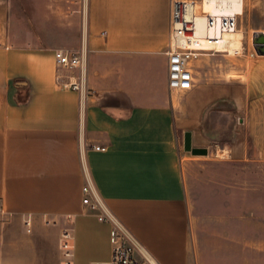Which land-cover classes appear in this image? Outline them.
I'll use <instances>...</instances> for the list:
<instances>
[{"label": "crops", "instance_id": "0c3cea01", "mask_svg": "<svg viewBox=\"0 0 264 264\" xmlns=\"http://www.w3.org/2000/svg\"><path fill=\"white\" fill-rule=\"evenodd\" d=\"M174 1L0 0V264H62L64 231L75 264L109 260L110 225L83 204L81 159L161 264H264L255 255L264 242L234 226L239 174L208 191L230 214L214 230L198 227L191 201L194 164L264 160V55L227 79L219 53H203L189 63L192 89L170 90ZM83 41L91 95L82 106L60 87L54 53ZM187 135L207 152L186 150Z\"/></svg>", "mask_w": 264, "mask_h": 264}, {"label": "built area", "instance_id": "2783aa9c", "mask_svg": "<svg viewBox=\"0 0 264 264\" xmlns=\"http://www.w3.org/2000/svg\"><path fill=\"white\" fill-rule=\"evenodd\" d=\"M86 3L87 0H83L84 6ZM186 5L187 2L174 1L170 45L167 51L169 56L168 85L172 91L192 89L194 76L189 67L192 58L204 52L221 53L217 50L207 51L200 46L196 21L187 17ZM203 13L206 28L214 31L213 35L207 36L210 42H220L223 34L234 31L238 26L237 15L219 16ZM54 57L60 87L79 92L83 106L86 98L91 95L88 86L89 50L87 44L83 41L76 51L56 50ZM85 148L86 146L82 144L81 152ZM93 148L99 151L106 150L104 146H93ZM81 165L84 177L83 204L96 213L100 222L110 225L111 256L104 264H161L99 194L84 159H81ZM69 240V232L64 231L61 238L62 264H75Z\"/></svg>", "mask_w": 264, "mask_h": 264}, {"label": "rangeland", "instance_id": "374dc122", "mask_svg": "<svg viewBox=\"0 0 264 264\" xmlns=\"http://www.w3.org/2000/svg\"><path fill=\"white\" fill-rule=\"evenodd\" d=\"M183 1V0H179ZM193 1L201 11L202 0H184ZM244 12L238 16V30L242 31L243 49L230 53L221 52L217 56L222 60L227 71L225 78H244L243 74L238 72L246 70L259 55L254 45V35L257 32L264 33V0H243ZM242 75V76H241ZM220 173V176H218ZM223 174V176H221ZM231 174H239L234 178V187L238 186L240 220L234 222V226L239 228L241 239L256 240L257 243L264 242V160L249 159L240 162L239 167L228 165H217L214 161H203L194 164L191 169L192 196L191 201L196 213L201 217L198 221V227L203 229H215L217 220L226 218L230 214L221 211L217 207L216 198L210 197L208 191L210 187L216 188V179L221 178L222 184H231ZM228 175V176H227ZM228 197L224 194L219 200L225 201ZM218 200V201H219ZM218 206H217V205ZM201 225V226H200ZM222 224H220L221 226ZM224 225V224H223ZM230 225V224H229ZM245 252L247 254V245ZM256 257L264 258V244L256 245Z\"/></svg>", "mask_w": 264, "mask_h": 264}, {"label": "bare ground", "instance_id": "6f19581e", "mask_svg": "<svg viewBox=\"0 0 264 264\" xmlns=\"http://www.w3.org/2000/svg\"><path fill=\"white\" fill-rule=\"evenodd\" d=\"M187 2L186 13L188 18H193L197 24V37L201 41L200 46L205 50H217L220 52L236 53L243 49L242 39L244 34L236 28L232 32H226L222 35V40L218 43L210 42L207 36L213 35L214 31L205 26V14L207 12L219 16L237 15L241 16L244 12L243 0H202L201 11L193 1ZM209 53V52H204Z\"/></svg>", "mask_w": 264, "mask_h": 264}, {"label": "water", "instance_id": "95a60500", "mask_svg": "<svg viewBox=\"0 0 264 264\" xmlns=\"http://www.w3.org/2000/svg\"><path fill=\"white\" fill-rule=\"evenodd\" d=\"M254 45L257 53L259 55H264V33L257 32L254 35ZM185 148L186 150L192 151L194 154H205L207 152L203 149L191 148L189 135L185 138Z\"/></svg>", "mask_w": 264, "mask_h": 264}]
</instances>
